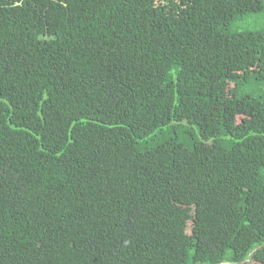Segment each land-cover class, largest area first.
I'll use <instances>...</instances> for the list:
<instances>
[{
	"label": "trees",
	"instance_id": "1",
	"mask_svg": "<svg viewBox=\"0 0 264 264\" xmlns=\"http://www.w3.org/2000/svg\"><path fill=\"white\" fill-rule=\"evenodd\" d=\"M0 264H264V0H0Z\"/></svg>",
	"mask_w": 264,
	"mask_h": 264
}]
</instances>
